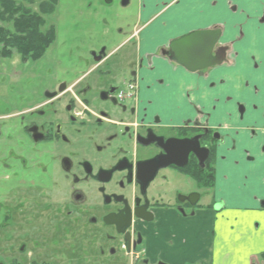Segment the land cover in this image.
Listing matches in <instances>:
<instances>
[{"label":"flooded vegetation","instance_id":"flooded-vegetation-1","mask_svg":"<svg viewBox=\"0 0 264 264\" xmlns=\"http://www.w3.org/2000/svg\"><path fill=\"white\" fill-rule=\"evenodd\" d=\"M176 1L162 2L154 17ZM198 30L220 31L212 55L223 59L196 72L172 60V39L123 50L140 29L120 48L90 51L73 79H58L54 63L42 81L46 52L6 58L23 65L12 79L31 80L0 118V239L9 264L37 261L27 240L46 237L56 238L54 260L67 251L75 263L167 264L149 239H203L206 228L217 239L221 226L244 236L264 221V48L219 42L221 23L188 32ZM177 73L182 87L170 80ZM240 142L250 146L239 177L248 187L236 193L222 169ZM249 187L259 196L245 194Z\"/></svg>","mask_w":264,"mask_h":264},{"label":"rangeland","instance_id":"rangeland-1","mask_svg":"<svg viewBox=\"0 0 264 264\" xmlns=\"http://www.w3.org/2000/svg\"><path fill=\"white\" fill-rule=\"evenodd\" d=\"M14 1H16L18 5L22 6V8L36 10L37 2L33 0ZM122 1L123 0H59L55 12L52 15L43 16L45 22L44 27L55 28L56 36L55 41L40 60V64L44 65L42 67L43 71L39 74L43 76L42 81L49 80V66L54 63H56L55 73L58 79L66 77H71L70 79H73L75 76H79V74L87 70V63L90 62V51H98L99 49L104 48L107 52H110L123 46L132 33L138 32L136 24H138L139 17L142 15L139 7L140 0H128L127 5H122ZM185 2L186 0H177L174 4H172L169 7L170 9L167 11L170 12L168 13V16L174 14L177 8H181L182 10ZM234 6H238V8L237 12L234 13L236 19H234L233 22H236L237 20L242 21L241 25L249 21L256 14L260 13V8L253 7V5L249 4L248 0H246L244 4H235ZM228 10L231 11L230 6L228 7ZM182 16L183 17L180 18H183V20L186 21L195 20V15L187 8L182 11ZM221 26L224 31L225 25L221 24ZM0 27L10 28L12 27V23L0 21ZM240 32L241 34L236 37L237 40L234 45L240 43L247 44L248 41L252 42L253 40L252 47L260 49L264 48V28L250 32L245 30L246 36H243L244 33L242 30H240ZM149 35V32L145 28L140 29L138 36L131 39L128 42V48L124 47L123 50L127 49L131 51L133 50L132 45L139 44V50L145 52L144 50H146L148 45L151 43ZM236 46L239 48L238 45ZM254 53L256 56L259 54L258 51H254ZM156 65H159V62H156ZM22 68L23 65L19 63L18 57H14L10 61L4 58L0 59V118L6 114V110L9 108L10 102L17 104V102H14L13 100L20 98L21 96H25L24 86L31 80L26 78L25 81L24 76L22 77L24 80L18 79L16 81L14 78H11L21 76L22 74L20 71ZM10 70L15 73H11L12 71ZM260 72V70L253 69V73H250V76H252L254 80L260 78V76H257ZM177 75L179 78L174 74L172 78L170 77V80L172 83H176L177 86L182 87L183 84L180 77L185 78V76L181 73H177ZM127 80H129V76H126L116 84L121 86L122 81ZM190 84L192 85L193 82ZM216 90L221 93L223 91L219 88ZM195 94L196 92L194 95ZM189 99H194V101H196L198 98L191 95ZM221 106H225L224 103H222ZM1 122H4V120H0V125ZM228 123H225L224 125H227ZM225 131L229 132V128ZM248 144V142L247 144L241 142L240 144L237 143L235 151L228 152L225 155V162L223 161L224 165L222 172L228 174L230 179H233L232 188L236 193H239V189L248 187L241 186L239 178L243 174L241 171L245 169L241 167L240 163L243 160L242 153L250 150L248 148L250 147ZM251 154L258 157L255 151H251ZM231 162H235V164H231ZM251 180V177L244 178V182H248L249 184L252 182ZM249 188L252 189V192L247 189L245 194L247 193L252 196L253 199L256 196H259L255 189L252 187ZM249 228L254 230V232H259V234H261L262 231H264V221L258 219V221H254ZM0 234H3V231H0ZM55 239V237L28 239V247L26 249L32 250L33 255L35 254L34 257L38 259L37 261H33L28 264H43L41 259L45 261V264H84L82 262L79 263L78 261V263H75L74 261L76 259H74L73 262H69V253L67 251L60 252L58 260H54V258H56L53 247L56 242ZM36 243H42L43 245L37 248L35 245ZM252 244L254 247L260 246L261 251L264 252V239L259 241L255 240ZM43 250H45V254L42 257H37ZM32 251L28 252L32 253ZM4 253L8 254L7 241L5 242V239H0V264H9L2 256L5 255ZM241 253L243 252H238V254ZM24 256L26 257V255Z\"/></svg>","mask_w":264,"mask_h":264},{"label":"crops","instance_id":"crops-1","mask_svg":"<svg viewBox=\"0 0 264 264\" xmlns=\"http://www.w3.org/2000/svg\"><path fill=\"white\" fill-rule=\"evenodd\" d=\"M170 1L172 0H140L139 7L142 15L136 25L138 30L145 28L149 32L152 44H163L169 39L174 40L186 35L188 31L198 27L204 28L213 23L225 25V30L219 40L224 44H235L236 37L241 34L240 30L243 31V36H246L245 30L250 32L264 28V23H259V19L256 17L262 16V12L264 13V0H248L250 5L260 8V13L242 25V21L233 22L236 19L235 14L231 13L228 7L231 4H244L246 0H186L182 10L177 8L174 14L168 16L169 8L154 17V13L163 7L162 2ZM185 8L195 15L194 21L180 18L183 17L182 11ZM252 43L253 40L252 42L248 41L247 44H236L239 48L237 46L235 48L248 51L252 49L249 46ZM209 229L206 228V235L203 239H183V241L179 239H149L150 251L154 250V254L158 252L167 264H264L260 258L263 251L260 246L254 247L252 244L255 240L264 239V231L259 234V232L248 228L247 235H244L247 236L245 238L240 235L239 228L231 231L229 228L221 226L218 229V238L208 239L206 236L209 235ZM239 251L243 253L238 254ZM151 262H154V259H151Z\"/></svg>","mask_w":264,"mask_h":264},{"label":"trees","instance_id":"trees-1","mask_svg":"<svg viewBox=\"0 0 264 264\" xmlns=\"http://www.w3.org/2000/svg\"><path fill=\"white\" fill-rule=\"evenodd\" d=\"M33 1L37 2L36 10L22 8L14 0H0V21L12 23L10 28L0 27V59L15 52L22 61L36 60L55 41L56 30L44 27L43 16L52 15L59 0Z\"/></svg>","mask_w":264,"mask_h":264},{"label":"water","instance_id":"water-1","mask_svg":"<svg viewBox=\"0 0 264 264\" xmlns=\"http://www.w3.org/2000/svg\"><path fill=\"white\" fill-rule=\"evenodd\" d=\"M123 0L122 5H127ZM220 36L219 30H198L183 35L170 43L173 59L188 71L196 72L219 64L223 55H212V49Z\"/></svg>","mask_w":264,"mask_h":264}]
</instances>
